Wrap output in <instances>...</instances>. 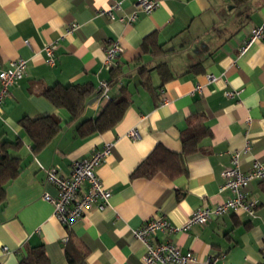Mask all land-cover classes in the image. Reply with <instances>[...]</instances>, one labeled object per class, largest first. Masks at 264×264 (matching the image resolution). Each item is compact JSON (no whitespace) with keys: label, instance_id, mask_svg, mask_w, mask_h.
<instances>
[{"label":"crops","instance_id":"1","mask_svg":"<svg viewBox=\"0 0 264 264\" xmlns=\"http://www.w3.org/2000/svg\"><path fill=\"white\" fill-rule=\"evenodd\" d=\"M155 1L159 6L154 11L139 13L128 26L99 11L118 3L115 16L125 17L134 0H0V70L13 60L26 61L23 77L0 108V142L23 143L10 152L20 159V172L6 185L0 204V264H19L35 248L43 249L48 264H68L67 246L76 264H143L146 249L134 237L135 229L157 217L179 227L196 209L230 198L229 191L220 190L223 172L230 167V153L247 143L249 150L239 159L241 171L247 172L256 159L264 162V38L241 53L250 30L264 22V0H250L237 9L229 6L230 0ZM72 23L78 28L66 35ZM148 37L161 47L158 56L143 50ZM108 41H117L122 49L113 67L121 75L109 85L110 100L123 96L129 107L111 130L80 138L78 125L96 118L107 103L96 99L98 85L110 80L104 66ZM52 44L49 65L44 48ZM137 62L150 71L151 89L140 84ZM161 63L170 73L165 81L155 70ZM208 75L215 81L208 83ZM54 85L92 89L80 120L67 124L69 113L43 95ZM163 99L167 104H161ZM196 113L205 115L211 137L185 156L186 173L175 179L161 172L131 179L156 145L182 152L185 120ZM44 116L59 118L62 129L33 153L20 121ZM132 130L136 139L129 136ZM106 143L113 146L96 174L111 193L108 205L90 207L66 229L53 217L52 205L42 200L44 193L57 194L44 169L65 176L72 161ZM248 192L258 199L254 219L229 213L186 232H158L152 242L191 251L197 264L209 257H219L214 264H264V180L252 182Z\"/></svg>","mask_w":264,"mask_h":264},{"label":"built area","instance_id":"2","mask_svg":"<svg viewBox=\"0 0 264 264\" xmlns=\"http://www.w3.org/2000/svg\"><path fill=\"white\" fill-rule=\"evenodd\" d=\"M159 6L155 0H134L133 11L125 16L116 18L115 13L119 12L118 3L112 4L108 9L99 11V15H105L109 19H118L126 25L135 23L138 14H150ZM78 25L72 23L65 30L66 35L74 33ZM264 38V22L250 30L249 37L241 48V53L255 41ZM47 55L45 62L53 64L54 45L44 48ZM122 49L117 41H108L104 47V66L110 70L116 65V61ZM26 70V61L16 59L9 63L6 69L0 70V108L5 99L10 95V88L20 80ZM213 75H208V83L215 81ZM197 87L196 91H200ZM110 86L103 81L97 88V101H110ZM232 93L228 94L231 97ZM161 104H167L163 99ZM129 136L137 138L136 130H132ZM112 143H106L100 150L94 151L90 156L71 162L69 173L65 176L59 175L54 168L44 169L46 181L53 185L57 194L51 196L48 193L42 195V200L50 203L53 207V217L66 229H70L81 220L90 207L97 205L99 209L107 207L111 193L103 187V184L96 174L97 168L110 154ZM249 150L248 143L242 150L230 153V167L224 170V183L221 191L227 190L231 197L214 207H200L188 218L187 222L179 227H173L163 217L151 218L133 231V235L145 246L146 252L143 257V264H197V259L191 251H181L175 245L164 243H153L152 237L158 232H186L193 226H202L212 218H218L229 213L244 214L249 219L256 217L258 199L248 192L249 185L254 181L264 180V162L254 160L247 172H242L239 167L240 156ZM5 250V248H4ZM219 257H209L202 264H214Z\"/></svg>","mask_w":264,"mask_h":264},{"label":"trees","instance_id":"3","mask_svg":"<svg viewBox=\"0 0 264 264\" xmlns=\"http://www.w3.org/2000/svg\"><path fill=\"white\" fill-rule=\"evenodd\" d=\"M249 1L230 0V3L233 8L237 9ZM148 46L150 47L148 48ZM142 48L152 56H158L162 53L161 47L151 43L150 37L143 41ZM136 66L139 68L140 84L146 89H151L149 84L150 71L139 62L136 63ZM155 70L163 81L170 78V73L165 64L156 65ZM109 72L110 80L107 83L111 85L117 81L121 71L119 68H112ZM91 92L92 89L86 85L66 87L54 85L47 88L43 95L55 107L63 108L69 113L70 120L67 124H71L82 118L86 108V99ZM128 107L129 102L123 96L112 98L96 118L83 120L78 125V135L80 138H87L111 130L122 119ZM185 122L186 128L180 136L182 152L173 153L160 144L156 145L132 172L131 179H150L159 172L170 179H175L186 173L185 156L199 150L200 143L203 139L211 137V132L205 125L206 117L203 114H192L186 118ZM20 126L32 144L33 153L43 150L62 129L60 119L53 116H44L36 120L23 119L20 121ZM22 146L23 143L19 139L14 142H0V204L6 198V185L17 178L20 172V159L11 156L10 152H17ZM70 247L67 246L65 250L66 260L68 264H76L75 255ZM19 264H48V261L43 249L35 248L28 249L26 257Z\"/></svg>","mask_w":264,"mask_h":264},{"label":"water","instance_id":"4","mask_svg":"<svg viewBox=\"0 0 264 264\" xmlns=\"http://www.w3.org/2000/svg\"><path fill=\"white\" fill-rule=\"evenodd\" d=\"M95 99H92L88 104H91Z\"/></svg>","mask_w":264,"mask_h":264},{"label":"rangeland","instance_id":"5","mask_svg":"<svg viewBox=\"0 0 264 264\" xmlns=\"http://www.w3.org/2000/svg\"><path fill=\"white\" fill-rule=\"evenodd\" d=\"M229 6H232L231 4Z\"/></svg>","mask_w":264,"mask_h":264}]
</instances>
